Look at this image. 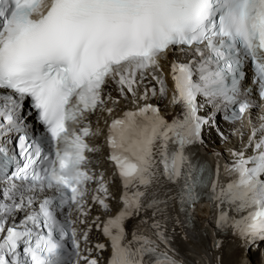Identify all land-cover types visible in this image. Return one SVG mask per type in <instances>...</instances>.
<instances>
[{
    "label": "snow or ice",
    "instance_id": "obj_1",
    "mask_svg": "<svg viewBox=\"0 0 264 264\" xmlns=\"http://www.w3.org/2000/svg\"><path fill=\"white\" fill-rule=\"evenodd\" d=\"M178 52L186 62L171 65L173 103L183 111L169 122L139 86L151 70L165 97L161 61ZM248 62L264 100V0H0V264H98L91 249L82 255L76 225L88 223L89 199L109 212L110 181L89 155L101 136L123 186L120 212L91 222L111 241L109 264H179L143 234L128 239L125 222L149 209L163 216L176 204L191 219L203 198L219 208L218 230L264 241V125L249 138L253 155L232 153L226 185L219 164L213 179L193 151L214 120L198 115L204 103L236 106L226 116L233 120L252 107L239 99ZM109 83L135 108L105 119V133L99 117H112L120 103L106 92ZM25 101L45 129L37 139L27 133ZM152 227L167 245L161 224ZM80 235L86 243L88 232Z\"/></svg>",
    "mask_w": 264,
    "mask_h": 264
},
{
    "label": "bare ground",
    "instance_id": "obj_2",
    "mask_svg": "<svg viewBox=\"0 0 264 264\" xmlns=\"http://www.w3.org/2000/svg\"><path fill=\"white\" fill-rule=\"evenodd\" d=\"M227 132V131H225ZM222 150L221 147L217 148V151L220 152ZM214 153V152H212ZM207 209L202 208L200 209V212H206ZM201 215V213H200ZM208 215V214H207ZM207 215H202L203 217H207ZM139 229L141 230V232H145L143 231V227L139 226ZM202 234L206 233V230L203 231V229L201 228ZM171 233L173 238L175 239V241L177 242V244H179L181 252L184 256V258L188 261V262H192V252L196 254L195 250H198L200 248H208V246L210 245L209 239L207 237H204L201 239V247L198 248L199 244L198 243H194L192 246V251L190 249H187L185 246H183V244L181 243V241H185L188 245L191 244V241H189L187 238L184 239L182 236L183 233L180 234L179 232V227L177 224H174V226L171 228ZM188 233V232H187ZM207 235V234H206ZM205 235V236H206ZM198 239V238H197ZM172 245L174 247L173 241L170 242L168 244ZM221 245V244H220ZM221 245V250L219 253H215L214 255L212 254V252L210 254H208L204 251L203 255L206 254V260L209 262V260L212 263H219V261H222V264H264V247L263 249H256L255 246L253 245L251 250L249 252H238V251H233L231 249V246L229 245ZM209 251H211L208 248ZM263 250V252H262ZM178 251V250H177ZM175 252V251H174ZM263 253V254H262ZM220 254V257H219Z\"/></svg>",
    "mask_w": 264,
    "mask_h": 264
}]
</instances>
